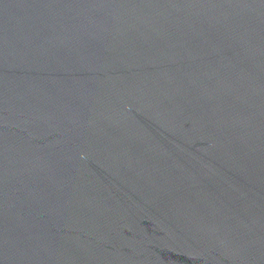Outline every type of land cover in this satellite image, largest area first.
Returning a JSON list of instances; mask_svg holds the SVG:
<instances>
[{
    "label": "water",
    "instance_id": "1",
    "mask_svg": "<svg viewBox=\"0 0 264 264\" xmlns=\"http://www.w3.org/2000/svg\"><path fill=\"white\" fill-rule=\"evenodd\" d=\"M0 264H264V0H0Z\"/></svg>",
    "mask_w": 264,
    "mask_h": 264
}]
</instances>
